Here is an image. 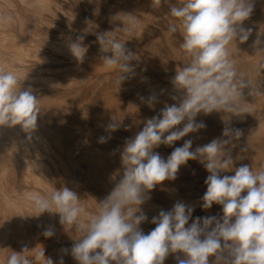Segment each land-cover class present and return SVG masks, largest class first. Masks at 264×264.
Returning <instances> with one entry per match:
<instances>
[{"label":"clouds","instance_id":"1","mask_svg":"<svg viewBox=\"0 0 264 264\" xmlns=\"http://www.w3.org/2000/svg\"><path fill=\"white\" fill-rule=\"evenodd\" d=\"M168 5L167 15L173 18L171 32L179 30L183 42L181 49L190 58L189 63L176 71L171 83L180 93L177 101L165 107L157 116L146 119L142 130L127 139L120 153L122 175L106 198L99 202L97 211L90 217L81 198L73 189L63 186L45 194H33L31 207L38 213L59 215L64 228L71 226L83 233L74 240L70 250L77 264H164L170 254L176 255L177 264H264V167L253 170L244 164L234 168L231 147L239 140L242 130L225 127L222 138L192 150L193 141L185 140L164 159L154 149L160 145L172 147L190 133L206 127L197 123L203 113H225L242 117L253 109L245 98L253 94L251 82L242 78L231 58L230 45L245 43L252 29L242 25L253 12L254 0H152L154 8ZM7 19V18H6ZM113 22L122 27L106 32L84 30L96 35L101 62L115 69V84L122 85L135 72L133 61L137 54L126 47V41L115 33L123 32L135 38L139 28L133 13H118ZM84 35L69 40L71 55L83 63L87 47ZM259 36L254 42L257 51L264 52ZM111 55H107V54ZM264 67V65H262ZM155 97L149 98L151 105ZM40 112L38 98L31 87L22 88V81L12 71L0 70V127L19 125L29 134L36 128ZM183 124V127H178ZM119 122L113 121L106 131L115 132ZM167 133V135H165ZM108 138L101 136L100 143ZM198 160L209 173L205 180L207 190L201 198V207L210 209L213 204L222 207V216H205L192 219L194 209L176 202L171 210H161L152 217L155 227L147 234L140 225L148 220L142 205L150 193L164 181H174L182 165ZM231 166V167H230ZM234 171V175H222ZM192 221L189 223V221ZM45 237H52L51 229ZM28 248L12 251L5 264H35L44 257L38 253L29 259ZM45 264H54L45 258ZM59 264H63L61 259Z\"/></svg>","mask_w":264,"mask_h":264},{"label":"rangeland","instance_id":"2","mask_svg":"<svg viewBox=\"0 0 264 264\" xmlns=\"http://www.w3.org/2000/svg\"><path fill=\"white\" fill-rule=\"evenodd\" d=\"M254 1L253 12L243 23L249 25L255 23V27L259 28L257 21L259 16H264V0ZM172 2L177 3L178 0ZM46 4V8L41 9L35 4H27L25 0H0V41L2 40L8 47H0V57L8 60L9 63L7 68L2 67L0 70L15 72L22 81V88L33 89L40 108L38 123L42 120L46 125L52 127L59 125L64 130L63 162L58 173L54 171V158L49 151L37 158L46 165L44 171H38L32 157H26L25 162L32 173L48 184L52 191L63 186L75 191L72 183L77 179L80 180L81 171L85 174L87 164L84 161L86 158V155L83 156L84 152L90 147L99 151L121 152L125 141L142 130L145 120L157 116L164 108L163 105L158 104L143 105L139 99L147 97L149 100L156 94L154 102L162 103L180 95L173 88L171 80L176 71L189 63L190 58L185 57V52L180 47L183 42L180 31L177 30V33L169 30L173 18L167 15L169 8L166 4H162L159 8L153 7L152 0H46ZM122 12L133 13L138 18L139 28L135 38L123 32H117L115 35L121 41L129 40L126 41V47L136 53L139 60L132 62L135 66L134 75L119 88L114 82L116 70L106 68L101 62L100 57L103 54L99 51L96 35L91 32L85 35L84 30L87 28L95 32H106L122 27L120 22L112 20L113 16ZM251 27L254 30L258 29ZM80 35L85 36L83 43L87 47L83 63L78 62L67 47L70 39L74 41ZM143 40L146 42L148 40L150 44H146ZM13 47L17 49L19 47V50L24 52L31 51L36 57H24L18 61L13 58L15 53ZM153 83L164 85L166 89L159 92V88L152 86ZM251 85L253 94L249 96L246 89L245 95L247 102L257 112L254 121L257 119L255 122L258 123L264 121V87L252 82ZM107 95L108 98L111 97L108 100L112 105L108 111L106 110L108 107L104 104ZM56 97H61L63 100L60 111H57L54 104ZM248 120L253 121L250 118ZM113 121L119 122L117 130L106 131L107 125ZM201 130L215 133L208 126ZM198 132L193 133L194 138ZM101 136L108 138L105 143L99 142ZM185 140L187 139L182 138L176 141L172 147L162 144L154 151L167 159L174 148L182 146ZM3 142H7L6 139L0 138V226L3 223L19 226L26 233L25 247L30 241L27 239L33 238L32 240L35 241L33 249L27 246L29 251L26 255L29 259H34L38 253L44 252L45 258H51L54 264H59L61 259L63 264H77L70 250L74 240H79L83 233L75 231L71 226L64 228L59 220L54 219L50 223L60 228L59 236L43 235L42 228L46 220L40 215L36 216L37 213L33 209L24 206L18 193L15 194L17 188L9 190L10 184H7V180L14 182L15 167L8 158L9 155L5 153ZM196 147L198 146L192 145V150L194 151ZM230 147L233 157L243 158L245 163L252 161L256 151L261 156L264 155V141L257 144H233ZM31 150L34 155V149ZM70 159L75 162L79 160V169L68 166L67 161ZM2 167L6 168L5 174H1ZM208 175L209 173L198 160H189L186 165L180 167L174 180L175 189L178 191L176 197H170L164 191L168 180L152 190L150 199L155 207L151 210H143L148 217V220L140 225L143 232L147 234L155 227L151 223L152 217L157 216L161 210H171L176 202H183L194 209L192 219L222 216L220 205L213 204L208 210L201 207V198L207 190L205 180ZM222 175H234V171H227ZM20 187L24 190L43 191V194L51 192L42 190L41 186L31 181ZM94 187L97 191L92 187L88 190L89 192L94 190L97 195L100 187L96 185ZM185 188L188 191H184ZM78 196L86 209V216L90 217L97 211L100 202L97 198L96 204H89L82 195ZM12 205L16 208L14 209ZM191 222L190 220L189 223ZM10 246L12 251L20 252L23 249V247L19 248L17 242L11 241ZM176 255L182 256V254H170L164 264H177ZM4 258L6 261L7 257ZM45 258L40 257L35 264H45ZM0 264H5L1 258Z\"/></svg>","mask_w":264,"mask_h":264},{"label":"bare ground","instance_id":"3","mask_svg":"<svg viewBox=\"0 0 264 264\" xmlns=\"http://www.w3.org/2000/svg\"><path fill=\"white\" fill-rule=\"evenodd\" d=\"M25 1L27 4H35L37 7L41 9L46 8V5H47L46 0H25ZM257 22H259L258 23L259 28L255 27L256 25L255 23L254 25L243 23L242 26L245 29H248V28L252 29L253 27L251 26H254V28H258V29L256 30L252 29L253 36H250L249 39L245 43L240 44L239 42H237V46L235 45V43H233L229 47L231 51V58L235 62L237 70L239 74L241 75V77L252 83H255L257 85L264 87V67H262V65H264V52L257 51V48L254 47V42L259 36L261 40V45H259L258 47L264 48V34L262 35V33H264V16L263 15L259 16V19ZM147 42L146 44H150L148 40ZM149 46L152 47V45H149ZM0 47L8 48L2 40L0 41ZM14 49H15V53L13 55V58L18 61L22 60L24 57H36L31 51L24 52L23 50H19L20 49L19 47L18 49L17 48H14ZM163 50L164 48H162V51ZM165 52L163 53L165 54ZM185 57L189 58L186 54H185ZM184 61L185 59L183 58V62ZM8 65H9L8 60L0 57V68L2 67L7 68ZM152 86L159 88L158 89L159 92H162V90L166 89L164 85H161L158 83H153ZM176 96H179V95H176ZM245 98L247 100L246 95H245ZM106 99L107 101L104 104L106 107H108V109H106L108 111L112 107V105L109 103V100H108V99H111V97L108 98V95H107ZM148 101L149 100L147 99V97H141L139 99V102L143 105H150ZM173 103H177V101L170 99L167 102L165 101H163L162 103L153 102L152 104L163 105L165 107V104L171 105ZM54 104H55L57 111H60L63 105V100L61 99V97H56L54 99ZM249 106L253 109L251 114L245 113L242 117L231 116L230 120L227 122H225L222 118L225 115H230V114L213 112L209 115H205L203 113H200L196 117V122L197 123L203 122L206 126L209 127V129H213L215 133L213 134L205 130H201L200 132L197 133V135L195 134L196 138H194L193 133L188 134L184 138L187 140L191 139L193 141L192 145H195V146L202 145L203 146L211 142L213 139L222 138L223 129L225 127H230L232 129L237 128V129L242 130V136L239 138V140H234L233 144L244 145L246 143H256V144L263 143L264 141V121H261L258 123L255 122L257 119H255L254 121V118L257 112L250 104ZM57 114H59V112ZM249 118L250 120H253V121L248 120L249 121L248 122L247 119ZM224 119L227 120L228 117L225 116ZM178 127L182 128L183 124L179 125ZM62 129L59 127V125L52 127L50 125H46L42 120L39 123L36 121V128L31 133V138L29 139V134L22 131L19 125L12 127V128H9L7 126L1 127L0 138L6 139L7 141L5 143L3 142L4 148L6 151L5 153L9 155L8 158L10 159L13 166L15 167L14 182L12 183L10 182L11 180L10 181L7 180V184H10L9 190L10 189L16 190L14 188H17L15 194L18 193V196H20L21 199L23 200L24 206H27L33 209L29 203L28 198L33 194H43L42 193L43 191L38 192L37 190H33V189L24 190L23 188L20 187V185L28 181L29 182L31 181L33 184L41 186L42 190L46 189L47 191L49 190L52 191V189L49 188L48 184L40 180L38 177H36L32 173V171L30 170V167L25 162L26 161L25 158L32 157L34 159L35 167L38 169V171H44V168L45 169L47 168L46 165H43L40 159L38 160L37 158L43 156L44 154H47V152L49 151L52 153V157L54 158V165H55L54 171L55 173H58V169L62 167V162H63L62 155H63L64 146H65V141L63 137L64 130ZM31 149H34V155ZM85 152L83 155V156L86 155V158L84 161L87 164L85 167L86 169L84 170L85 174H83L84 172L81 171L83 175L81 174L80 180L78 181L77 179L75 182L72 183V185L75 188V191L77 192V194L82 195L89 204H96V198L98 201H102L103 199H105L106 196L110 193V191L115 187V184L118 183L119 180L121 179V175L123 171L122 164H121V156H120L121 152L99 151L91 147L88 148ZM231 156L234 161V164H233L234 168L239 167L244 164H247L256 170L264 167V155L261 156L258 151H256L253 154V157L251 159L252 161L247 162V163L244 162L245 160L243 158H238V157L234 158L233 153H231ZM74 162H75L74 160L72 161L70 159L67 161V164L68 166H71L74 168L77 167L79 169L80 167L79 160H77V162L75 163ZM5 170L6 168L2 167L1 174H5ZM1 176L5 177L4 175H1ZM94 185L100 187L99 188L100 192L99 193L97 192V195L95 194V191L97 190L95 189ZM90 186L94 188L95 191L93 190V192L92 191L89 192L88 189L89 188L91 189ZM59 187H60V183H59ZM164 191L168 196L176 197L178 194V191L175 189V181L174 182L168 181V185L164 189ZM184 191H188V189L185 188ZM9 201H11V199ZM12 206L14 209L16 208L14 207V205ZM92 207L94 206L92 205ZM153 207L155 206L153 205V201L151 199L147 200L146 203L142 205L143 210H151ZM40 216H42V218L46 220V222L43 224L44 225L42 228L43 232L45 230L51 229L54 232L53 236H59V234L61 233L60 228L50 223L51 220H54V219L59 220V215L55 213L45 212L44 214H41ZM11 224L3 223L0 226V258L2 262H5L4 257H7V255L10 254L12 250L10 246L11 241L19 243L20 245L19 248L20 247L25 248L26 242L24 243V239L26 238V233L23 232L19 228V226L14 225V224L11 225ZM32 239L33 238L27 239L30 241L28 242V245H26V248L28 246L30 247V249L31 248L33 249L35 241H33Z\"/></svg>","mask_w":264,"mask_h":264}]
</instances>
